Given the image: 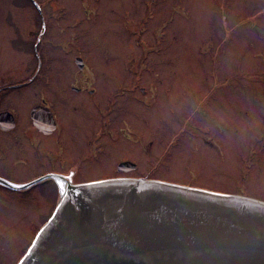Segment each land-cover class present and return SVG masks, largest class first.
I'll list each match as a JSON object with an SVG mask.
<instances>
[{
  "label": "rangeland",
  "instance_id": "obj_1",
  "mask_svg": "<svg viewBox=\"0 0 264 264\" xmlns=\"http://www.w3.org/2000/svg\"><path fill=\"white\" fill-rule=\"evenodd\" d=\"M40 32L47 84L11 98L43 93L66 120L81 118L74 148L84 150L111 97L108 129L129 135L99 138L105 159L91 161L90 178L128 159L132 178L264 202V0H0L2 86L37 70L42 33H28ZM78 58L93 96L70 89ZM6 210L3 228L27 213Z\"/></svg>",
  "mask_w": 264,
  "mask_h": 264
},
{
  "label": "water",
  "instance_id": "obj_2",
  "mask_svg": "<svg viewBox=\"0 0 264 264\" xmlns=\"http://www.w3.org/2000/svg\"><path fill=\"white\" fill-rule=\"evenodd\" d=\"M18 264H264V202L156 180L83 183Z\"/></svg>",
  "mask_w": 264,
  "mask_h": 264
},
{
  "label": "flooded vegetation",
  "instance_id": "obj_3",
  "mask_svg": "<svg viewBox=\"0 0 264 264\" xmlns=\"http://www.w3.org/2000/svg\"><path fill=\"white\" fill-rule=\"evenodd\" d=\"M44 29L46 31V28ZM42 32L28 35L29 38L37 36L38 40ZM44 36L42 33L36 48L33 44L34 55L35 51L37 55V70L11 84H0V264H18L69 188L105 179L132 178L129 174L136 170L120 171L121 164L133 163L124 159L113 165L117 166V172L113 176L98 180L89 176L95 169L91 167V161H97L100 154L103 157L105 154V146H99V138L112 137L114 134L124 138L129 136L125 129L116 131L111 125V129H108L111 97L104 109L105 118L101 128L95 129L94 132L90 130L84 150L74 148L81 133V118L69 116L66 120L58 111L57 104L43 93H31L32 97H27L24 101H20L22 98L19 96L11 98V94L18 93L24 86L36 85L39 82L41 85L47 84L43 79L39 80L42 78L40 70L43 59L38 53V47ZM74 63L79 71L78 76L71 77L75 83L70 86L71 91L76 95L93 96L99 86L85 85L86 82H93V79L89 80V76L85 75L84 61L81 60V67L78 66L77 59ZM135 67L145 69L146 65L139 64L130 68L133 70ZM40 94L41 97L38 96ZM62 100L59 103L61 107L66 105V100ZM136 135L138 136L137 133ZM4 209H7L8 217L14 212L17 217L23 212L27 213H23L16 223L3 228ZM19 236L24 240L20 241ZM15 239L18 240L17 246L12 247ZM20 243L22 244L18 246ZM13 257L15 260L12 263Z\"/></svg>",
  "mask_w": 264,
  "mask_h": 264
}]
</instances>
